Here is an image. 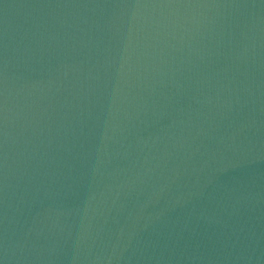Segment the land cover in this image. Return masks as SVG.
<instances>
[{"label":"water","instance_id":"1","mask_svg":"<svg viewBox=\"0 0 264 264\" xmlns=\"http://www.w3.org/2000/svg\"><path fill=\"white\" fill-rule=\"evenodd\" d=\"M0 264H264V0H0Z\"/></svg>","mask_w":264,"mask_h":264}]
</instances>
